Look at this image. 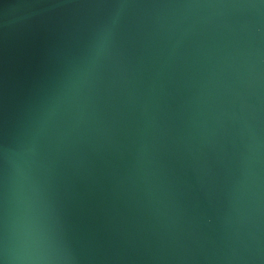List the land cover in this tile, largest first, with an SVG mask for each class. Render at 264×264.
<instances>
[{
    "label": "water",
    "instance_id": "obj_1",
    "mask_svg": "<svg viewBox=\"0 0 264 264\" xmlns=\"http://www.w3.org/2000/svg\"><path fill=\"white\" fill-rule=\"evenodd\" d=\"M264 264V0H0V264Z\"/></svg>",
    "mask_w": 264,
    "mask_h": 264
},
{
    "label": "clouds",
    "instance_id": "obj_2",
    "mask_svg": "<svg viewBox=\"0 0 264 264\" xmlns=\"http://www.w3.org/2000/svg\"><path fill=\"white\" fill-rule=\"evenodd\" d=\"M17 264H43L42 258L36 254V250L21 246L16 254Z\"/></svg>",
    "mask_w": 264,
    "mask_h": 264
}]
</instances>
